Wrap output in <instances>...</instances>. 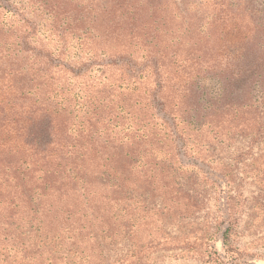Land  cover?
<instances>
[{"label": "trees", "instance_id": "16d2710c", "mask_svg": "<svg viewBox=\"0 0 264 264\" xmlns=\"http://www.w3.org/2000/svg\"><path fill=\"white\" fill-rule=\"evenodd\" d=\"M173 13L0 0V264H61L68 232L78 264L121 242L109 264H255L234 241L264 233V12L230 4L191 35Z\"/></svg>", "mask_w": 264, "mask_h": 264}, {"label": "rangeland", "instance_id": "374dc122", "mask_svg": "<svg viewBox=\"0 0 264 264\" xmlns=\"http://www.w3.org/2000/svg\"><path fill=\"white\" fill-rule=\"evenodd\" d=\"M174 15L176 16L175 25L181 29L182 32L198 31L205 26L210 20V14L212 12H217L219 9L230 7V4L241 5L245 4L249 7L261 10L264 12V0H168ZM174 7H173V6ZM243 196H250L251 191H255L253 185L248 182H244L242 185ZM208 206L210 209H214V200L208 201ZM245 219L244 215H241ZM243 223V222H242ZM259 230L256 235H263ZM256 235L250 234H240L239 237L234 241L235 245L246 248L248 251L255 253L258 256L255 260V264H264V240H257ZM62 244L55 248L56 255L60 258L58 263L61 264H78L79 257L74 254V246L72 243V238L69 236V232L62 235ZM216 248L220 253H223L220 242L216 243ZM88 252L91 253L89 248ZM126 249L125 243L121 242L115 246L106 245L104 251L100 250L96 246H92V250L95 252V256L98 261L95 264H109L111 261L121 255ZM47 255V254H46ZM224 258L220 261H206L199 259L194 255H189L188 253H181L179 250L173 251H157L141 259L140 264H230ZM76 263H75V262Z\"/></svg>", "mask_w": 264, "mask_h": 264}]
</instances>
